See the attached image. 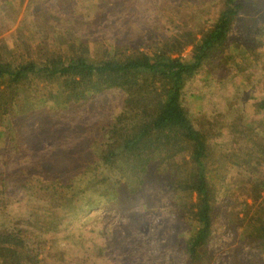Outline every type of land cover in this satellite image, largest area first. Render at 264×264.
Masks as SVG:
<instances>
[{
	"label": "rangeland",
	"instance_id": "374dc122",
	"mask_svg": "<svg viewBox=\"0 0 264 264\" xmlns=\"http://www.w3.org/2000/svg\"><path fill=\"white\" fill-rule=\"evenodd\" d=\"M182 4L195 10L202 26L216 18L221 0H0V40L18 53L17 37L35 39L54 29L65 51L69 30L93 46L99 41L137 46L150 34L170 35L175 25L168 14ZM241 4L228 47L184 89L193 122L212 132V145L220 151L245 144L251 122L261 117L249 105L264 97V0ZM250 47L261 57L255 58ZM226 55L232 58L228 65L221 63ZM40 88L47 101H33L31 112L12 119L6 134L7 122H0V198L7 208L0 211V231L28 227L39 235L46 241L45 264H190L184 250L189 227L178 214L168 177L151 170L137 195L116 190L118 201L114 192L102 195L103 186L93 185L101 173L114 171L96 169V146L125 109L126 93L107 89L64 107L59 90ZM55 177L63 179L68 195L47 213L44 207L52 204L38 179ZM244 194L235 176L218 194L211 264H264V253L230 215L231 205L243 204ZM36 216L53 219L55 227H29L27 221Z\"/></svg>",
	"mask_w": 264,
	"mask_h": 264
},
{
	"label": "trees",
	"instance_id": "16d2710c",
	"mask_svg": "<svg viewBox=\"0 0 264 264\" xmlns=\"http://www.w3.org/2000/svg\"><path fill=\"white\" fill-rule=\"evenodd\" d=\"M241 9V0H221L216 18L200 26L195 10L179 5L168 14L175 25L170 35L150 34L137 46L103 41L93 46L69 30L65 51L55 30L44 29L35 39L17 37L21 51L16 53L1 39L0 122H7L2 133L11 128L12 119L31 112L33 101H47L41 97L42 85L59 90L64 107L118 88L126 93L125 109L110 126L105 141L96 146V169L114 170L93 181L103 186L100 194L112 191L118 201L116 190L137 195L151 170L168 177L178 214L189 227L184 243L189 263L211 264L209 245L218 194L235 176L245 197L243 204L231 205L230 215L264 253V97L249 105L261 117L251 122L253 132L245 144L233 151L215 149L212 132L197 127L183 103L187 82L228 47ZM249 49L255 58L261 57L253 47ZM231 60L226 55L221 63L228 65ZM38 182L43 197L52 204L45 211L55 212L68 195L66 184L60 177L39 178ZM71 199L79 202L80 198L71 194ZM6 209L0 198V211ZM27 224L40 230L55 227L53 219L39 216ZM45 244L28 227L2 230L0 264H45Z\"/></svg>",
	"mask_w": 264,
	"mask_h": 264
}]
</instances>
